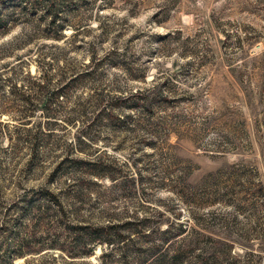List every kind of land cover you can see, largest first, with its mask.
<instances>
[{
    "label": "rangeland",
    "instance_id": "374dc122",
    "mask_svg": "<svg viewBox=\"0 0 264 264\" xmlns=\"http://www.w3.org/2000/svg\"><path fill=\"white\" fill-rule=\"evenodd\" d=\"M179 249L264 264V0H0V264Z\"/></svg>",
    "mask_w": 264,
    "mask_h": 264
},
{
    "label": "trees",
    "instance_id": "16d2710c",
    "mask_svg": "<svg viewBox=\"0 0 264 264\" xmlns=\"http://www.w3.org/2000/svg\"><path fill=\"white\" fill-rule=\"evenodd\" d=\"M59 93H57L58 95ZM138 96H143V99L145 102H148L149 96L146 95V93H139ZM49 195L54 197L55 199H58V195L54 192H47ZM143 221V220H142ZM116 225H101V226H92V225H85V226H79L78 229L81 232V236L89 238V243H102L106 242V244H113L115 241H119V239H116L115 233L112 231ZM180 228V227H179ZM82 230V231H81ZM170 230H167L165 233H169ZM181 233H184V228H180ZM83 238V237H82ZM185 241V239H184ZM73 253L74 258H82V257H89L91 255L90 251H76ZM79 250V249H78ZM183 251L179 249L178 253H176L170 261H167L166 257L162 256L160 258V264L164 263H170V264H178L181 261V255ZM107 254V253H106ZM105 255V253H104Z\"/></svg>",
    "mask_w": 264,
    "mask_h": 264
}]
</instances>
